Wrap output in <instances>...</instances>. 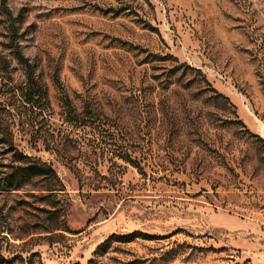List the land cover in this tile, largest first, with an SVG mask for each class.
I'll return each instance as SVG.
<instances>
[{"label":"rangeland","instance_id":"obj_1","mask_svg":"<svg viewBox=\"0 0 264 264\" xmlns=\"http://www.w3.org/2000/svg\"><path fill=\"white\" fill-rule=\"evenodd\" d=\"M19 156L58 190L0 182V264H264V0H0Z\"/></svg>","mask_w":264,"mask_h":264},{"label":"trees","instance_id":"obj_2","mask_svg":"<svg viewBox=\"0 0 264 264\" xmlns=\"http://www.w3.org/2000/svg\"><path fill=\"white\" fill-rule=\"evenodd\" d=\"M28 69L29 70H26L27 73H25L28 87L27 92L24 94V98L26 103H31L37 100L39 101L41 99H44L46 97V91L43 85L38 80V77L35 75L34 70L30 69L29 67ZM4 143H7L8 148H13L10 139L9 141L4 140ZM19 157L21 158V160H19L18 162L21 164V166L17 167V169H15L13 173L6 175L5 177L0 179V182H2V187L4 188L3 190H20V188H22L25 183L32 182L34 180L42 181L45 184L44 190L49 193L58 190V186L56 184L58 183V180L54 170L50 165L41 161L39 158L28 156ZM55 228L46 227L45 231L49 232ZM106 243L107 240L101 243L96 248V250L104 247ZM96 250L93 252V254L96 253ZM89 262L90 261H88V263Z\"/></svg>","mask_w":264,"mask_h":264}]
</instances>
